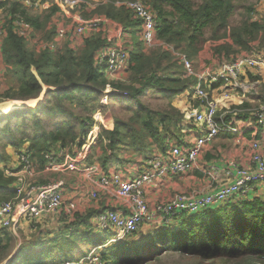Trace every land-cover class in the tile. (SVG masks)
Instances as JSON below:
<instances>
[{
    "label": "trees",
    "instance_id": "1",
    "mask_svg": "<svg viewBox=\"0 0 264 264\" xmlns=\"http://www.w3.org/2000/svg\"><path fill=\"white\" fill-rule=\"evenodd\" d=\"M115 1L100 0L93 9L81 7L82 17L87 19L90 14V17H102L118 24L125 35H137L140 21L131 11L117 8ZM144 1L155 17L157 41L197 61L201 69L241 53H257L264 62V19H253L251 8L233 24L235 0ZM7 6L9 18L4 25L6 34L1 44L6 80L2 98L10 100L0 104V201L16 197L11 188L13 178L4 174V166L9 161L6 149L19 150L26 145L41 168L43 154L51 149L55 151L56 147L67 150L74 157L94 128L92 115L104 109L99 102L106 85L112 92L126 95H111L109 109H115L114 102L119 99L127 104L123 108L128 116H113L110 128L99 125L95 145L90 147L86 161L88 165L95 158L104 174L123 171L136 158L145 162L156 151L166 155L171 141H181V124L186 113L199 102L190 100L189 80L182 78L181 66L168 51L160 46L145 50L138 38L128 51L126 77L109 80L103 73L104 67L96 63L97 52L107 44L102 32L85 37L76 48L67 41L54 50L31 49L28 42L13 31L14 16L19 14L30 23L33 31L45 30L48 26L44 36V41L48 42L55 34L50 20L58 7L29 17L24 16L26 8L19 3L0 7ZM254 79L264 88V72ZM219 87L220 83L213 84L211 90L217 98L221 95ZM45 88L48 90L41 99ZM148 93L164 100L163 107L153 108L145 103L143 98ZM249 98L239 94L226 99L227 106L223 105L221 112H217L216 121L221 124L219 117L225 111H242L237 117L227 114L224 124L237 126L241 138L260 141L263 133L259 127H243L249 116ZM29 101L31 103L27 104ZM76 109L83 116L76 114ZM56 113L70 114L75 123L68 119L46 129L44 122ZM102 123L110 125V121ZM48 124H51L49 120ZM26 129H30V135ZM95 213L88 211L83 217H77L78 224L85 227L83 231L69 235L77 224L74 223L58 237L46 240V248L41 247L33 254L26 252L30 247L20 246L8 264H62L60 256L71 259L72 245L79 238H86L90 246L99 248V264H160L163 255L168 253H178L187 264H264V200L261 198H233L201 213L184 215L147 234L138 232L108 245L106 237L96 239L88 232ZM12 240L8 233L0 236V263L10 254L8 248Z\"/></svg>",
    "mask_w": 264,
    "mask_h": 264
},
{
    "label": "built area",
    "instance_id": "2",
    "mask_svg": "<svg viewBox=\"0 0 264 264\" xmlns=\"http://www.w3.org/2000/svg\"><path fill=\"white\" fill-rule=\"evenodd\" d=\"M49 1H52L65 14H69L73 10L67 27H55L52 41L41 40L35 43L33 28L29 22L18 15L14 16L12 22V29L16 35L26 42L32 43L36 50L44 48L54 50L59 44L67 41L76 48L81 45L85 37L98 31L104 35L114 29L106 25L111 21L105 18L85 19L82 17V11L80 15L81 7L85 6L86 9L95 7V3L92 4L86 0H0V6L17 2L23 4L27 9L31 7L39 9L41 6L46 7L44 5ZM114 5L117 8L131 11L133 17L140 21L139 38L145 50L160 46L168 51L181 66L182 78L189 80V90L193 98L199 102L197 107H192L187 111L181 125L182 127L186 126V132L192 130L191 134L196 137L193 138L192 135L190 145L188 143L189 146H183L181 141H171L167 154H154L146 160V169L136 178H126L123 172L115 170L104 174L99 166L90 167L86 164L90 147L94 145L98 132L96 134L91 133L92 131L89 133L81 150L76 152L74 157L62 149L58 152L53 149L45 152L42 168L26 146L14 150V161L10 165L4 166V174L13 178L11 188L15 191L16 197L10 201H0V236L10 231L14 232L15 229L22 226V223L40 227L52 226L56 224L55 217L58 214L70 219L77 213V203L65 199V183L62 179L43 184L34 181L38 166L42 173L86 172L100 191L113 192L122 209L100 212L90 221V225L102 233L113 232L116 238L111 242H118L122 237L136 234L145 226L161 228L174 223L175 220L178 221L184 215L191 216L201 213L233 198L247 199L250 194L259 189L264 192V146L261 141L251 140L248 142L251 151L248 167H241L235 161H228L221 171L226 179L223 183L211 185L207 189L195 193H178L165 202L149 206L144 189L149 185L161 182L170 175L190 172L195 167L203 148L212 143L219 134L232 136L239 144V138H237L239 128L224 124L222 117H219L221 124L216 121L219 104L220 102L223 104L226 99L239 94H256L260 82L254 78L264 70V62L257 53H241L205 69H195L194 63L185 54L171 45L157 41L155 17L150 6L144 0H116ZM115 31L116 29L112 33L113 37L110 42H107L97 52L96 63L104 67L103 73L109 80L118 81L122 80L119 73H123L127 69L129 49L121 43L123 30H119L118 33ZM5 34V29L0 26V62L2 60L1 44ZM216 83H220L221 95L219 98L211 92L213 84ZM113 94L125 95L112 92L109 85H106L99 102L100 105H107L109 97ZM241 112L232 110L226 113L237 117ZM254 126L259 127L264 134V100L256 109L249 111L248 119L243 127L247 129ZM218 172L219 169L210 168V173L215 179ZM87 197L89 201L97 200L98 190L90 191Z\"/></svg>",
    "mask_w": 264,
    "mask_h": 264
},
{
    "label": "rangeland",
    "instance_id": "3",
    "mask_svg": "<svg viewBox=\"0 0 264 264\" xmlns=\"http://www.w3.org/2000/svg\"><path fill=\"white\" fill-rule=\"evenodd\" d=\"M86 1H88L89 3H92V4H94V3L97 4L100 2V0H86ZM103 1H105V0H103ZM194 1H199V0H194ZM259 2H260V0H235L236 9H235L234 15L231 18V23L236 24L240 20L242 14L248 8L252 9L251 16L253 17V19H256V20L264 19V14L259 12L258 8H257ZM20 5L25 8V6H23V4H20ZM7 8H8V6L7 7H0V26L3 27L4 29H5L6 24H8V18H9V12H8ZM37 12H39V9H35L34 7H31L28 9L26 8L25 11L23 10L24 16H29V17H33V15H36ZM70 12H73V10ZM88 14H90V12ZM80 15H81V10H80ZM90 16H91V14L88 16L87 19L96 17V16H92V17H90ZM57 23H59L60 26H64V27H67L69 25V22L64 23V21H62L61 19H57ZM55 26H56V24H55ZM48 28L49 27L47 26L45 30L35 31V33L37 34V35L33 36V39H35V43H38L39 41L44 40V36H45L46 32L48 31L47 30ZM131 37H132V42L135 43L136 39L139 38V32L137 33V35L134 34ZM125 42H128V41H126L124 38L123 39L121 38L122 45L125 46L126 45ZM27 45H28V47H31V49L35 48V46L30 42H28ZM130 48L131 47H129V50H130ZM192 62L194 63L195 69L200 68L197 61H192ZM3 69H4V64L2 63V60H1V62H0V70H2L1 72H3ZM263 71L264 70L260 71V73H262ZM126 73L127 72L125 70V72H123V74H126ZM5 89H6V80L4 78V73H3L2 75H0V103L4 102L6 100H10V99H3L2 98V94H3V91ZM124 96L126 97V95H124ZM248 96L250 97L247 100L248 105L250 107L249 111H253L264 100V88L261 86V83L257 87L256 94H252V95H248ZM190 97L192 99H194L192 95ZM233 97H237V96H233ZM191 98H190L191 101L195 100V99L192 100ZM101 99H102V97H101ZM101 99H100V101H101ZM14 101H18V100H14ZM143 101L147 104H150L153 108H162L163 105L165 104L164 100L160 99L158 97V95L152 94V93H148L143 98ZM111 102L112 101L109 98L107 105L101 106L99 104L101 106V108H104V109L97 110L92 115V118H93L94 122H96V123H95L94 129L92 130L91 133H93L94 130H95V134L98 132V129H99L98 125H100V126L104 125L107 128H110L113 124L112 118L115 115H118V116H121L124 118H126L128 116L125 108H123V107H125L124 105H127V104L121 103L118 99L117 101L114 102V106L116 108L115 109H112V108L109 109V106L112 104ZM29 103H31V101L27 102V104H29ZM174 103L176 104V102H174ZM187 103H189V101ZM223 105L227 106V103L221 104V107L219 106L220 107L219 111H218L219 113L221 112V108ZM27 108H30V107H27ZM249 111H248V113H249ZM75 113L83 116L82 112L81 111L79 112V109H76ZM227 114L228 113H226V111H225L220 115V117L224 118ZM97 118H100L102 122H105V121L109 122L110 121V125L107 126V125L103 124L101 121L97 120ZM68 119L75 123V119L72 116H70V114L56 113L53 116L51 115L49 118L46 119V121L44 122L45 127H46V129H49L50 126H52V125L54 126V124L59 123L61 121H66ZM48 120L51 122V124H48ZM187 128H189V127H187ZM186 131H187L186 126L182 127V140H181L182 144L186 143V141L189 142L188 139L185 140V138H183V135L186 134L185 133ZM30 132H31L30 129H26V133L28 135H30ZM239 133L237 135V138H239V144H237L235 142L234 138H231V141H229V139H228V141L219 140L218 147L220 150L223 151L222 152L223 155H227V152L232 153L236 147L244 146V145H246V147L248 148V153H251V151L249 149V143H248L249 141L247 142V141L243 140V138L239 137ZM221 134H223V133H221ZM221 134H219V135H221ZM194 137H196V135H193V138ZM260 141H261V144H263V146H264V136H262V139ZM95 142H96V139H95ZM95 142H94V145H95ZM94 145H92V146H94ZM96 151L98 152V148L95 149V153H97ZM6 152L9 156V161L7 162L6 165H10L14 161L13 160L14 150L11 148H8V149H6ZM155 155H158L157 151H156ZM151 157H149V158H151ZM136 159L141 160V158H136ZM93 161H95V158H93ZM86 164H87V162H86ZM36 170L37 171H35V172H37V175H36V177H34V181H36L39 184L47 183V182L52 181V180L62 179V176L67 174V173H42L39 170V166L37 167ZM130 177L131 176H129V178ZM201 190L202 189L200 188L199 191H201ZM250 199L251 198L249 197V200ZM213 208H214V206H213ZM83 215H84V213H82V215H81L79 213V211H77V213H75L74 216H72L69 219L66 216H62L61 214H58V216L55 217V222L57 225L55 224L52 226H46L45 225L43 227H40L37 225H31L29 223L28 224L22 223V226L18 227V229H15L14 232L13 231L8 232V234L13 238L14 241L12 240V243L8 248V252H10V254L0 264H8L11 261V257L14 256V254L16 253L17 249L20 246L26 245V246H28V248L30 247L31 250L26 251L28 253L30 252V254H33L34 252L40 250L41 247L46 248V246H45L46 240L58 237V235L62 231H64L65 228L72 227L71 225L74 223H77V224L74 225L75 226L74 230L71 231V233L69 235H74L76 233L83 231L85 227H84V225L80 226L78 224V219H77V217H83ZM153 229H156V228L145 226V227H142V229H141V231H139V233H142L144 235V234H147L148 232L152 231ZM88 232L91 236L96 237V239H98V237L99 238L100 237H106V240H107L106 245L116 243V242H111L112 239L116 238V235H113V232L107 231V232L102 233V232L98 231L97 229H95V227H92L90 225V222H89ZM123 239H124V237H122L121 240H123ZM136 239H138V238H136ZM28 248H26V250ZM70 253H71V259L66 257V256H60L61 261L63 262L62 264L66 263V262L68 264H99V261H98L99 248L96 246H90L86 238H83V239L79 238L77 240L76 244L72 245V249H71ZM4 257L5 256H2V258H4ZM160 264H187V263L185 260H183V258L180 257V255L178 253L177 254L168 253V254L163 255V257L161 258Z\"/></svg>",
    "mask_w": 264,
    "mask_h": 264
},
{
    "label": "crops",
    "instance_id": "4",
    "mask_svg": "<svg viewBox=\"0 0 264 264\" xmlns=\"http://www.w3.org/2000/svg\"><path fill=\"white\" fill-rule=\"evenodd\" d=\"M44 6L46 7L41 6V8H39V12H37L36 15H40L43 11L49 10L56 5L53 4L52 1H49V3ZM257 8L259 12L264 14V0H260ZM71 13L65 14V12L64 11L62 12L61 9L58 7L57 12H55V14L51 18V24L54 27L60 26L59 23H57V19H61L62 21H64V23L69 22L68 19L70 18ZM106 25L109 26V28H114L113 30L109 31V33L107 32V34H104L107 40L106 42H110V40L113 37L112 35L113 31L116 29L115 32L118 33L119 30H122V28L118 24H115L113 22L107 23ZM35 35L37 34L35 33V31H33V36ZM121 38L122 39L124 38L126 41H128L125 42L126 43L125 47L129 49V47H131L133 43L132 37L129 35H125V33H123L121 35ZM1 71L2 70H0V75L3 74L4 69L3 72ZM119 76L124 79L126 77V74L119 73ZM191 132L192 130H189V132H186V134L183 135V138H185V140L187 139L189 140V142L186 141V143H183L182 144L183 146L190 145L191 143L190 139L192 138L193 135L191 134ZM251 136L254 137L255 136L254 133L251 134ZM231 138L234 137L226 134H221L217 138H215V140L212 143L204 147L197 159L195 167L190 172L180 175H170L169 177L163 179L161 182H157L146 187L144 189V195L147 199L149 206H153L154 204L159 202H165L170 198H172V196L176 193L177 194L195 193L199 191L200 188L202 190H205L211 185L215 186L217 184L223 183L226 179L223 177L221 171H223L228 161H235L241 167H248L250 164V153H248V148L246 147V145L236 147L232 153L227 152V155H223L222 153L223 151L219 149L218 147L219 140L228 141L229 139V141H231ZM243 140L248 142V140L244 138ZM55 151L58 152L59 148L56 147ZM89 166L90 167L98 166L96 160L93 161L92 164ZM213 167L219 169V172L216 174V179L210 173V168ZM123 169L124 170L120 172H123L126 178H129V176H131L130 178H136L142 174L144 169H146V163L143 161V159L141 160L136 159L133 164L130 163L127 166H125ZM62 179L65 183V188H64L65 199L70 201H75L78 205L77 210L81 215L82 213H84L85 215L88 211H95L96 212L95 215H96L100 212L107 210L118 211L122 209L121 204L114 197L113 192L100 191L97 188L94 181H91V179H89L86 172L81 171L77 173H67L62 176ZM92 190L93 191L98 190V199L89 201L87 194ZM249 197L261 198L264 200V192H262L259 189L256 190L253 194H250ZM148 227H154V226H148Z\"/></svg>",
    "mask_w": 264,
    "mask_h": 264
},
{
    "label": "water",
    "instance_id": "5",
    "mask_svg": "<svg viewBox=\"0 0 264 264\" xmlns=\"http://www.w3.org/2000/svg\"><path fill=\"white\" fill-rule=\"evenodd\" d=\"M48 89H45L44 92L40 95V98L42 99L43 98V95L45 94V92L47 91ZM12 258V257H11Z\"/></svg>",
    "mask_w": 264,
    "mask_h": 264
},
{
    "label": "bare ground",
    "instance_id": "6",
    "mask_svg": "<svg viewBox=\"0 0 264 264\" xmlns=\"http://www.w3.org/2000/svg\"><path fill=\"white\" fill-rule=\"evenodd\" d=\"M0 114H1V108H0ZM98 120H99V121H101V119H100V118H98ZM93 133H95V130L93 131Z\"/></svg>",
    "mask_w": 264,
    "mask_h": 264
}]
</instances>
